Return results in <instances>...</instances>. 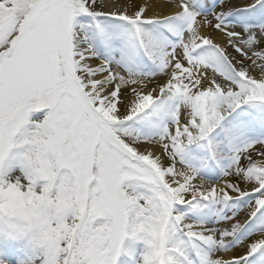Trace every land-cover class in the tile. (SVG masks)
Listing matches in <instances>:
<instances>
[{
  "label": "snow or ice",
  "instance_id": "snow-or-ice-1",
  "mask_svg": "<svg viewBox=\"0 0 264 264\" xmlns=\"http://www.w3.org/2000/svg\"><path fill=\"white\" fill-rule=\"evenodd\" d=\"M0 264H264V0H0Z\"/></svg>",
  "mask_w": 264,
  "mask_h": 264
}]
</instances>
